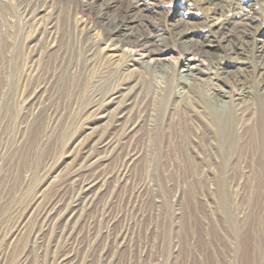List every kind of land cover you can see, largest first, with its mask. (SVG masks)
<instances>
[{
  "label": "rangeland",
  "instance_id": "obj_1",
  "mask_svg": "<svg viewBox=\"0 0 264 264\" xmlns=\"http://www.w3.org/2000/svg\"><path fill=\"white\" fill-rule=\"evenodd\" d=\"M245 1L264 30V0ZM208 6L0 0V264H59L62 252V264H264V104L232 110L230 151L209 106L218 84L235 99L241 85L256 95L264 83L255 68L256 21L219 32L243 48L245 72L215 37L201 58L221 55L222 63L195 78L178 75L184 56L175 36L191 27L193 42L201 39ZM113 17L159 26L176 66L134 70L120 52L109 56L101 24ZM221 67L232 71L228 81L218 79ZM134 77L139 87L120 101L125 116L115 115V104L108 118H93L111 89ZM99 136L113 144H96ZM85 150L95 155L89 162ZM89 177L97 180L89 199L70 218L59 216L78 181ZM37 193L24 226L10 236ZM46 205L55 209L41 223Z\"/></svg>",
  "mask_w": 264,
  "mask_h": 264
},
{
  "label": "bare ground",
  "instance_id": "obj_2",
  "mask_svg": "<svg viewBox=\"0 0 264 264\" xmlns=\"http://www.w3.org/2000/svg\"><path fill=\"white\" fill-rule=\"evenodd\" d=\"M196 1H198L200 4L201 3L209 4L208 7H205L207 8V10H206L205 18L203 21L204 26L200 29V30H204L205 32H203L201 39L197 38L198 40H195V42H193V39L191 38V34L196 29H193L190 27L185 30H179L177 32L175 36V40L178 41L180 45L179 46L180 49L178 53L184 56V61L182 62L180 70L178 71L179 77L183 79H185L188 76L195 78L196 74L203 72L204 70H207V71L210 70L209 69L210 66L218 64V63H222V60L224 58L221 55L215 56L217 58H213L211 60H209L210 59L209 58L208 63L203 62L201 58L202 55L210 52L205 47L207 45L211 46V42H213V38L215 37L217 38L219 42L225 43L224 46H226L227 48L225 55H227V57L230 60H232V62L236 63L237 70L240 69L242 72L245 69L249 68L248 67L249 65H247L248 63L246 61L243 48L242 47L240 48V47H237L236 45L231 44L232 37L229 34L219 33V32L222 31L225 28V26L227 27L228 26L233 27L235 25L239 27L244 26V25L249 26L251 25V23L256 21L254 28L256 32H258L256 34V37L258 38L257 39L254 38V39L258 41L259 47H258V53L256 55L257 61H256L255 68H257L259 78H261L262 81L264 82V30L260 28L262 23H259L260 20L258 19V17L256 18L254 15H252L253 12L251 11V8H249L251 3L245 0H194V2ZM134 2L136 3V1ZM140 10L141 8H138V11ZM52 27H54V24L50 26L51 29ZM101 29H102L101 32L103 35L102 39L107 41L105 50H108L110 52L109 56H111L112 58L117 57L119 56L117 52H120L121 53L120 56L124 61L123 63H125L128 66H134L133 68L134 70H136L137 67H142V68L144 67V68L161 69L164 72H169L176 66L177 61L175 57L173 56V53L171 52V49L169 48V46L166 45L167 37L163 34V30H161V28L155 24H150V23H145V22L143 23V22H138V21H133V20L132 21L130 20L129 21H126V20L118 21L116 17H113L109 21L102 23ZM50 33H51V30L49 31V34ZM188 34H190V36H187ZM246 35H247V32H246ZM240 38H242V36H240ZM88 54L91 56L93 54V50H91L90 53ZM141 70L139 71L142 72ZM212 70L213 69H211V71ZM221 71L223 75L220 78L218 77L217 78L219 80L224 79L228 81L227 79L228 75L232 71L226 68L224 69L222 68ZM138 80L139 78L134 77L131 80H127V81L125 80L126 82L124 81V83L121 86L111 89V91L103 98V104L102 105L100 104V106L99 105L96 106L95 109L93 110L95 112L93 118H108L109 110H111L108 108H110L113 105L115 106V104H116L115 109H114L115 115L118 118H122L123 116H125L123 110L121 109V107H119L120 101L122 99L123 100L126 99L130 94V90H132L134 87H139L136 84ZM133 82L134 84L132 85ZM200 83H202V81ZM218 86L219 84L217 85V87ZM245 86L243 85L240 86L239 95L235 99L231 98L228 94L230 92H228L226 88H223L221 86H219L218 88L217 87L213 88V92L211 93L212 94L211 97L213 98V100L209 102V106L214 110V113L217 116L216 122L219 125V130H220L221 137H222L220 139H223L224 145L227 147L226 151H230L235 144L233 140V138L235 137L234 135L235 133L233 132L235 130V123H234L235 117L233 116V114H235V112L232 113V110H235L236 107L243 106L244 104H246V102H251L253 105H255V107L258 106V108H262L261 106L264 104V83L260 85V88L257 91L258 95L253 94L252 89L250 87H245ZM122 104L124 103L121 102V105ZM36 111L38 110L36 109ZM260 113H263V111H261ZM128 125H131V126L129 127L126 125L125 127L126 128L129 127L128 128L129 130H131L134 126L132 122L131 124H128ZM231 136H233V138ZM261 138H262V141H264V136L263 137L261 136ZM96 144H99L103 147H107V146L110 147L113 144V141H112V138H110L109 136H101V137L99 136ZM83 153L85 155L87 153V150H85ZM94 157L95 155H93V153L88 152L87 156L85 157V160L89 162ZM96 185H97L96 177H92V178L89 177V178L78 181V184H77L78 189H76L73 195L70 196L71 197L70 202L66 201L68 203L64 206V209L63 211H61L62 213H60L59 216L63 218L66 216L68 218L73 216L76 210L75 207H77L78 204H80V202H83V201L85 202L89 199V197L87 196L95 188ZM39 190L40 188L37 190V192ZM39 194L40 193H37L34 195V197L31 199L32 202L29 203L28 206L26 205V207H24L21 214L16 218L15 224L12 225L9 231L10 236L15 235V233H17L24 226L22 224L24 215L31 209L32 205L36 202V200L40 198ZM53 208L54 207L51 205H46L43 208L42 212H39L40 210L38 211L39 212L38 218L39 220H41V223H48L51 221V213H52ZM33 234L34 236H37V237L39 235L37 230H34ZM67 259H68L67 254L66 253L64 254L62 252L61 256L59 257V264L66 262Z\"/></svg>",
  "mask_w": 264,
  "mask_h": 264
}]
</instances>
